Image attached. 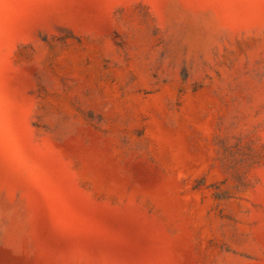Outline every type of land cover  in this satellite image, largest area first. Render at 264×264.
I'll return each mask as SVG.
<instances>
[{"label":"rangeland","instance_id":"obj_1","mask_svg":"<svg viewBox=\"0 0 264 264\" xmlns=\"http://www.w3.org/2000/svg\"><path fill=\"white\" fill-rule=\"evenodd\" d=\"M0 264H264V0H0Z\"/></svg>","mask_w":264,"mask_h":264}]
</instances>
